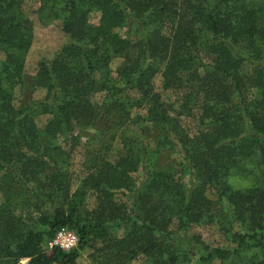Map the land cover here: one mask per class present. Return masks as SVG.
<instances>
[{
  "label": "trees",
  "instance_id": "16d2710c",
  "mask_svg": "<svg viewBox=\"0 0 264 264\" xmlns=\"http://www.w3.org/2000/svg\"><path fill=\"white\" fill-rule=\"evenodd\" d=\"M27 1L0 0V264H264V0H39L66 41L16 106ZM62 228L78 247L45 249Z\"/></svg>",
  "mask_w": 264,
  "mask_h": 264
},
{
  "label": "rangeland",
  "instance_id": "374dc122",
  "mask_svg": "<svg viewBox=\"0 0 264 264\" xmlns=\"http://www.w3.org/2000/svg\"><path fill=\"white\" fill-rule=\"evenodd\" d=\"M40 7L39 0H29L24 4V12L27 15L28 19L32 22L33 32H34V41L31 50L29 51L26 67H25V85L23 88L18 87L15 91V105L19 106V104L25 98H34V99H42L45 96V93L41 90L35 91L32 87L33 79L38 70V64L42 59H52L56 52L63 46L66 41L65 34L62 31V24L60 21H55L50 25H43L40 23L37 11ZM99 21V14H93L91 18V23L93 25H97ZM2 56L0 55V60ZM126 58H116L111 63V69L113 71L114 77L117 76V72L123 68L126 64ZM156 85L158 90L161 91L160 85L161 80L157 78ZM166 98L169 97V103H174L179 98L177 96H173L171 94H166ZM96 103H101L103 100V95L99 94L94 97L93 99ZM48 121V117H39L37 120V124L39 128L43 129ZM186 129L191 133L194 134L198 128V123L194 119H189L185 121ZM84 140L82 141L81 146L84 144ZM79 146L72 156L71 163L73 165L72 169L75 171L74 178L77 179L81 173V160H82V149ZM121 148L120 144L117 142L115 144V150ZM163 163H167V165L174 164L175 167L179 165L181 162L180 159L173 155L171 152H164L162 154ZM185 183H188V179H183ZM239 180H237L238 182ZM242 183V182H240ZM208 197L210 199L215 200V196L213 193L208 192ZM93 201V200H92ZM93 205V202H90V206ZM193 233L201 235L203 240L210 246V247H218V246H225L227 247L228 244L225 241V238L220 232V229L217 225L208 226V227H196L193 229ZM45 247V245H44ZM92 253V249L88 248L82 252L81 258L78 260L77 264H90V255ZM22 264H26L27 260H23ZM139 264V263H134ZM213 264H220L219 261L213 262Z\"/></svg>",
  "mask_w": 264,
  "mask_h": 264
},
{
  "label": "built area",
  "instance_id": "2783aa9c",
  "mask_svg": "<svg viewBox=\"0 0 264 264\" xmlns=\"http://www.w3.org/2000/svg\"><path fill=\"white\" fill-rule=\"evenodd\" d=\"M79 245L78 235L67 228L60 229L55 236L45 244V249L58 248L63 252L69 253Z\"/></svg>",
  "mask_w": 264,
  "mask_h": 264
}]
</instances>
